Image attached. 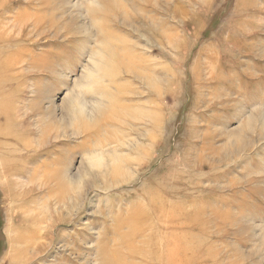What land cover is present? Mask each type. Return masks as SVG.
<instances>
[{
    "label": "rangeland",
    "instance_id": "374dc122",
    "mask_svg": "<svg viewBox=\"0 0 264 264\" xmlns=\"http://www.w3.org/2000/svg\"><path fill=\"white\" fill-rule=\"evenodd\" d=\"M0 264H264V0H0Z\"/></svg>",
    "mask_w": 264,
    "mask_h": 264
},
{
    "label": "bare ground",
    "instance_id": "6f19581e",
    "mask_svg": "<svg viewBox=\"0 0 264 264\" xmlns=\"http://www.w3.org/2000/svg\"><path fill=\"white\" fill-rule=\"evenodd\" d=\"M56 180V179H55ZM47 181V180H46ZM36 234H38V233H36ZM32 235L31 234H29V233H23V232H21L20 233V236H19V239L21 240V239H31L32 237H31ZM35 240H36V238H35ZM24 242V241H23ZM31 243H29V245H30ZM32 245V244H31ZM31 245H30V247H31ZM35 245V244H34Z\"/></svg>",
    "mask_w": 264,
    "mask_h": 264
}]
</instances>
